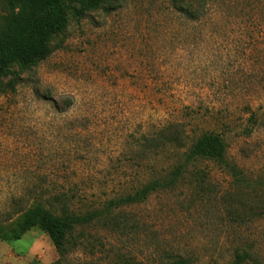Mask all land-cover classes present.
I'll list each match as a JSON object with an SVG mask.
<instances>
[{"label": "rangeland", "instance_id": "1", "mask_svg": "<svg viewBox=\"0 0 264 264\" xmlns=\"http://www.w3.org/2000/svg\"><path fill=\"white\" fill-rule=\"evenodd\" d=\"M115 0L51 35L50 53L0 76V264H264V0ZM5 13L0 0V20ZM253 114L254 119H249ZM246 128L251 132L247 133ZM182 143L219 133L227 158L252 179L240 195L208 160L203 186L186 181L119 201L166 175ZM167 137V136H164ZM94 212L59 256L26 209Z\"/></svg>", "mask_w": 264, "mask_h": 264}, {"label": "trees", "instance_id": "2", "mask_svg": "<svg viewBox=\"0 0 264 264\" xmlns=\"http://www.w3.org/2000/svg\"><path fill=\"white\" fill-rule=\"evenodd\" d=\"M113 3L115 0H3L5 13L0 20V76L7 74L14 62L28 68L44 59L50 53L48 38L63 30L70 18L79 20L92 10L111 9ZM171 4L176 11L193 17L190 0H171ZM249 119H254L253 114ZM246 131L249 133L251 129L246 128ZM184 137L182 131L158 135L159 152L172 145L180 150L179 159L166 175H158L134 192L121 197V204L141 202L153 192L171 188L183 180L202 187L206 174L200 170L198 163L208 160L230 174L232 183L240 189L236 203L244 205L240 195L245 185L252 183V179L247 178L234 162L228 160L224 138L219 133L206 131L185 144L182 143ZM253 184L264 188V178ZM55 201L61 204L59 211L53 209L51 203L45 205L40 202L26 209L19 220V232L23 234L32 227H39L48 235L59 256H63L72 243L75 228L89 223L97 215L94 212H75L65 203V196H58ZM250 255L247 250L241 251L235 255L231 264H245L247 260L250 261ZM168 264L194 263L189 258L178 257ZM252 264L257 263L254 261Z\"/></svg>", "mask_w": 264, "mask_h": 264}]
</instances>
